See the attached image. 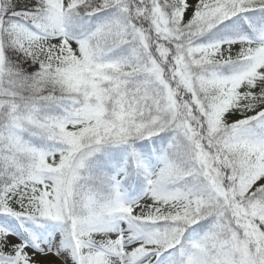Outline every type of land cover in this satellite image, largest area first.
I'll list each match as a JSON object with an SVG mask.
<instances>
[{"label": "snow or ice", "instance_id": "1", "mask_svg": "<svg viewBox=\"0 0 264 264\" xmlns=\"http://www.w3.org/2000/svg\"><path fill=\"white\" fill-rule=\"evenodd\" d=\"M0 264H264V0H0Z\"/></svg>", "mask_w": 264, "mask_h": 264}]
</instances>
